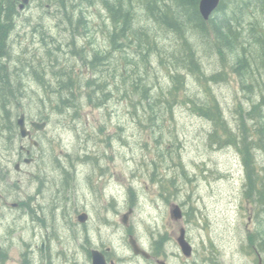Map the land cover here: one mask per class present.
<instances>
[{
	"label": "rangeland",
	"instance_id": "obj_1",
	"mask_svg": "<svg viewBox=\"0 0 264 264\" xmlns=\"http://www.w3.org/2000/svg\"><path fill=\"white\" fill-rule=\"evenodd\" d=\"M236 1L224 3L240 15L242 39L250 42L249 51L254 56L256 32L264 29L262 4L259 0H238L244 9L236 6ZM21 4L22 0H17L5 63L15 91L20 89L22 96L4 107L0 100L3 253L16 258L32 253L35 245L49 239L46 253L56 255L61 248L65 251L53 260L61 264V258L74 254L87 235L94 245L110 248L120 256L132 253V238L142 247L159 249L157 253L167 264H257L258 256L264 264V251L259 248L264 237V209L255 194L245 195L247 179L238 150L225 138L219 142L209 139L213 122L186 105L181 100L184 95L171 102L170 112L137 104L133 80L138 76L145 78L144 83L158 85L160 94L156 96L162 102L167 98L169 79L155 56L151 57L152 66L133 67L130 46L126 69L127 63L121 60L124 55L113 53L109 64L98 69L100 77L114 85L105 105L94 107L80 90L75 92L83 101L78 109L58 107L53 91L57 81L66 78H58L59 71L71 68L76 82L93 77L92 70L83 64V53L72 56L69 49L111 53L107 41L111 21L98 0H28L20 9ZM136 26L150 29L158 47L169 57L175 44L173 33L153 26L140 12ZM191 43L201 72L197 77L181 72L184 93L197 100L213 95L225 123L238 134L236 111L240 106L246 113L257 103L261 82L254 83L250 91L244 89L231 72V63L221 66L219 56L199 37L193 36ZM218 73L223 76L221 81H208ZM124 80L129 86L125 92ZM151 113L157 114L152 120L147 118ZM21 114L47 122L46 129L37 135L39 147L27 157L33 159L28 165L24 164L25 157L18 159L16 155L15 143L20 144V140L15 122ZM245 122L251 133L256 122ZM9 123L14 131L6 128ZM252 155L254 170L263 176L264 150ZM16 164L18 172L14 170ZM63 188L64 193H59ZM174 205L184 214L179 220L170 217ZM79 211L89 217L84 230L77 220ZM181 229L192 249L189 258L175 241Z\"/></svg>",
	"mask_w": 264,
	"mask_h": 264
},
{
	"label": "trees",
	"instance_id": "obj_2",
	"mask_svg": "<svg viewBox=\"0 0 264 264\" xmlns=\"http://www.w3.org/2000/svg\"><path fill=\"white\" fill-rule=\"evenodd\" d=\"M102 9L107 13L111 21V32L107 35V41L111 53L94 52L92 54L83 51V48L69 49V54L79 57L83 53V64L87 69L92 70L93 77L85 81L76 82L71 76L73 71L62 69L58 72V78L65 76L63 80H58L53 91L58 107L78 109L80 103L75 94L76 91H83L85 101L94 107H102L110 99L112 86L100 77L98 69L100 66L109 64L113 58V53H118L121 60L126 62L124 66L129 67V57L127 49L130 46L133 50L134 64L138 67L142 64L145 67L152 66L151 57L155 56L156 64L166 71L169 79L167 88V98L161 101L158 85L154 82L144 83L145 78L138 76L133 80L134 88L138 92L139 101L143 108L154 110L164 109L170 112V104L173 100H178L180 95H184L181 100L185 101L197 115L203 117L214 124V130L209 134V139L219 142V138H225V142L235 147L242 157L247 184L245 195L248 197L256 195V200L264 209V175L259 176L254 170L253 153L257 150H264V29L257 31L255 41L252 46L256 49L253 56L249 51V41H243V27L240 15L234 9L221 0L211 17L204 21L198 11L200 0H98ZM246 2L245 0H240ZM236 1V6L241 7L242 3ZM257 2L258 0H254ZM262 4V14L264 15V0H259ZM231 3V1L229 2ZM17 0H0V100L2 107L4 104L12 105V101H18L22 96L20 89L15 91L14 81L9 77V69L5 60L9 58V38L14 30V22L17 17ZM244 8V7H241ZM246 9V8H244ZM143 14V18L153 26L173 33L175 41L172 51L160 49L150 29L137 28V13ZM69 22L72 19H68ZM79 24L83 23L80 19ZM199 37L207 47L220 58L221 66L231 63V72L236 74L242 83V87L247 90L253 88L254 83L261 82V95L257 103L251 104L248 112L244 113L239 106L236 113L239 117V133L235 134L225 123L217 99L209 94L203 100H197L196 96H189L184 93L185 79L182 71L192 73L197 77L201 72V63L197 58L195 46L191 43L192 37ZM87 53V54H86ZM89 55V56H86ZM257 62H259V65ZM261 72V74H260ZM127 74V72H126ZM259 77V79H258ZM41 76H38L40 81ZM223 76L219 73L209 77L208 81L214 83L221 81ZM250 82V83H249ZM124 92L127 91L128 83L124 80ZM115 87L117 85L115 84ZM114 87V88H115ZM207 92V89H205ZM80 93V92H79ZM127 93V92H126ZM162 94V93H161ZM145 112L147 110L144 109ZM157 114H148L149 119H153ZM256 122L255 129L251 133L245 128V121ZM6 128L14 131V126ZM218 129V135L215 133ZM8 130V129H7ZM220 135V136H219ZM8 139V137H6ZM252 242V241H251ZM259 248L264 251V237L259 240Z\"/></svg>",
	"mask_w": 264,
	"mask_h": 264
},
{
	"label": "flooded vegetation",
	"instance_id": "obj_3",
	"mask_svg": "<svg viewBox=\"0 0 264 264\" xmlns=\"http://www.w3.org/2000/svg\"><path fill=\"white\" fill-rule=\"evenodd\" d=\"M24 116H25V124L28 127V129H30V132H31V135H30L31 139H35L36 141H38L39 139L37 138V135L39 133H42L43 131L33 132L32 128H31V123L34 121H40L41 122V121H45V120L29 119L26 117V115H24ZM46 124H47V122H46ZM17 135H18V138L20 140V144L15 143V147L18 146V151L16 153L18 159L26 156L27 150H29V156H31L34 148L30 146V139H28V138L22 139L19 136L18 131H17ZM38 143H39V141H38ZM39 145H40V143H39ZM22 147L25 149L22 150L21 149ZM58 192L63 194L64 188ZM2 198H3L2 195H0V202L3 201ZM17 206H18L17 204H11V207H13V208H17ZM20 206H22V205H19V207ZM82 213H85V212L79 211V215ZM85 214L87 216L86 221L83 223L79 222L80 226H82L81 228H83V230L85 229V224H87V222L89 223L88 214L87 213H85ZM183 216H184V214H182L181 218ZM77 225H79V224H77ZM180 231H184V230L181 229ZM180 231H179V233H180ZM184 237H185L186 241H189L185 231H184ZM176 239H177V237H176ZM176 239H175V241H176ZM89 240H90L91 247H89V249H88ZM86 241H87V243H86ZM130 247H131V245H130ZM139 247L145 252V254H135V253H133L132 247H131V251H132L131 254H123L120 256L118 253H111L110 248L103 249L99 245L98 246L94 245L93 239L92 238L89 239L86 235L85 236V243L84 244L79 243V248H78V250L76 249L74 254L63 256L64 258H61V262H62L61 264H92L93 252H97L102 256L104 264H160V262H162L163 264H167V262L165 260H163L161 253H157V251L159 249L156 248V251H155L154 249H152V247H142L141 245H139ZM48 249H49V239L41 242V244L39 246L35 245L33 247L32 253H24V254L16 255V258H15L12 255H7V254L3 253L4 246H3V244L0 243V262L4 263V264H7V263H9V264H58V262L55 263L53 260L54 259L58 260V258L61 257V254H64L65 251L62 248L58 249L56 252V255H54L51 253H46V251ZM259 259L261 260V263H262V259L258 256L257 264H258Z\"/></svg>",
	"mask_w": 264,
	"mask_h": 264
},
{
	"label": "water",
	"instance_id": "obj_4",
	"mask_svg": "<svg viewBox=\"0 0 264 264\" xmlns=\"http://www.w3.org/2000/svg\"><path fill=\"white\" fill-rule=\"evenodd\" d=\"M220 0H200L199 4H198V11L199 14L201 16V18L204 21H207L212 13L216 10V8L219 5ZM28 4V0H22V4L19 5L20 9L23 8V5H27ZM16 124L18 126V130H19V135L21 138H30V132L29 130H27V128L25 127V122H24V115H20L19 118L16 121ZM31 126L33 128L34 131H43L46 123L45 122H33L31 123ZM30 145L37 147L38 143L35 140H30ZM24 149V148H21ZM32 161L31 158H25L24 159V164H29ZM14 170L16 172H18L20 170L19 164H16L14 166ZM170 217L173 220H179L181 218V209L179 206L174 205L170 211ZM125 219L122 221L123 224H126V216L124 217ZM78 221L83 223L86 221L87 216L85 214H81L78 216ZM177 244L181 250V253L185 256V257H190L191 255V246L188 244V242L185 240L184 237V231H180L179 237H177L176 239ZM129 243L132 247V251L135 254H145V252L143 250H141L138 245L136 244V242L130 238L129 239ZM92 264H104L103 258L102 256L97 253V252H93V262ZM160 264H163L162 262H160ZM258 264H262L261 260H258Z\"/></svg>",
	"mask_w": 264,
	"mask_h": 264
}]
</instances>
